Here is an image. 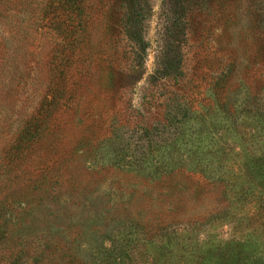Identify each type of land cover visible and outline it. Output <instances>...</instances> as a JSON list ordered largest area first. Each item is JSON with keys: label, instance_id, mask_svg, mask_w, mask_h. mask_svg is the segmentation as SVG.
Instances as JSON below:
<instances>
[{"label": "rangeland", "instance_id": "rangeland-1", "mask_svg": "<svg viewBox=\"0 0 264 264\" xmlns=\"http://www.w3.org/2000/svg\"><path fill=\"white\" fill-rule=\"evenodd\" d=\"M70 1L0 0V264H264V0H190L185 38L169 0ZM169 44L189 92L151 87Z\"/></svg>", "mask_w": 264, "mask_h": 264}, {"label": "trees", "instance_id": "trees-1", "mask_svg": "<svg viewBox=\"0 0 264 264\" xmlns=\"http://www.w3.org/2000/svg\"><path fill=\"white\" fill-rule=\"evenodd\" d=\"M82 1L83 0H73L70 1L68 5L73 8V11L80 12L83 3ZM71 2L72 5H70ZM189 2L190 0H169L171 25L168 27L167 32L170 37L179 35V37L185 38L188 36V33L192 31L194 24L191 22L192 9L189 7ZM136 4L137 3H135V5H131L128 13L121 14L120 17L122 41L124 40L131 49L130 56L128 57L129 64L126 70L130 69L133 71L137 68H142L148 50V44L145 41L142 28L144 15L136 8ZM73 20L76 21L77 17H74ZM80 24L81 22L79 21L78 25ZM185 61L186 53L183 52L178 45L174 46L169 44L163 47L157 56V68L155 69L152 77L151 87L154 88L161 85L164 87L163 89L167 90V82H174V85L178 86L177 88H179L178 90H181V92L184 89L186 92L191 91L190 89L193 88L192 82L189 78H187L186 81V75L184 74ZM183 100H186V98H183ZM183 107L184 104H177L176 109L178 108L179 110ZM185 110L186 113L184 112L182 114L180 122H178V129L172 135L167 144H164L161 148H165L167 146L176 148L177 146H186L190 143V140L187 139L185 134V126L194 119V117H192V115H194L192 101L187 102ZM191 134H194V132ZM139 160L142 161L144 159L142 158Z\"/></svg>", "mask_w": 264, "mask_h": 264}]
</instances>
